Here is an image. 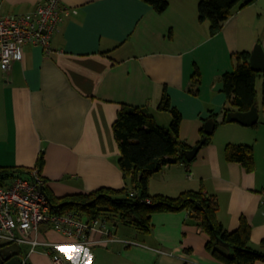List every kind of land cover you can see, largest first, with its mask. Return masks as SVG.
Here are the masks:
<instances>
[{
  "label": "crops",
  "instance_id": "0c3cea01",
  "mask_svg": "<svg viewBox=\"0 0 264 264\" xmlns=\"http://www.w3.org/2000/svg\"><path fill=\"white\" fill-rule=\"evenodd\" d=\"M42 1L0 0V15L29 13ZM58 1L77 13L52 36V53L46 56L40 47L24 45L20 60L8 71L0 69V168L32 169L42 152L40 175L55 198L121 189L124 181L111 130L117 112L122 105L137 107L168 128L170 115L158 110L165 90L170 105L181 115L179 136L186 145L198 144L211 114L218 124L190 164L167 165L152 176L148 193L174 198L202 190L215 202L216 218L224 229L237 230L244 218L250 226L249 247L264 254L260 248L264 240L261 82L259 92L256 86L258 121L250 127L221 122L227 99L223 87H217L221 75L234 69L239 53L250 57L258 46L264 52V0L234 8L214 36L209 34L208 21H198L199 0H167L162 13L141 0ZM194 67L201 75L197 95L189 93ZM227 144L253 147L251 172L224 161ZM150 223L148 234L121 225L119 235L118 226H113L114 241L75 246L81 251L71 253L73 259L68 260L71 264H89V258L91 264H222L206 251L208 237L189 211L153 214ZM38 233L40 241L69 242L47 225L40 226ZM221 250L232 253L224 246ZM21 256L20 249L19 261ZM26 257L30 264H52L41 248Z\"/></svg>",
  "mask_w": 264,
  "mask_h": 264
},
{
  "label": "trees",
  "instance_id": "16d2710c",
  "mask_svg": "<svg viewBox=\"0 0 264 264\" xmlns=\"http://www.w3.org/2000/svg\"><path fill=\"white\" fill-rule=\"evenodd\" d=\"M157 13L167 8V0H141ZM254 2L243 4L241 0H199L197 6L198 21L209 22V34L216 35L234 8H243ZM192 88L189 93L197 95L201 75L197 67L192 74ZM261 78V104L264 106V72L251 70L249 54L239 53L236 65L230 72L221 75L222 91L226 96V104L222 108V123L230 111L247 112L256 105V80ZM158 110L170 115L168 128L159 126L154 117L137 107L122 105L111 126L112 135L118 148L117 166L122 173L124 187L121 189L101 188L88 194H77L55 198L44 186L52 210L60 213H71L87 219L102 218L113 226L124 225L148 234L151 232V216L157 213H176L189 211L197 226L204 232L208 240L205 249L222 264H254L264 261V254L249 247L250 226L244 218L237 230L229 232L216 218L215 202L209 200L202 192L186 191L177 197L150 195L148 183L152 176L158 174L167 165L177 163L190 164L184 152L191 147L182 142L179 136L182 121L179 112L170 105L168 96L163 90ZM209 119L217 121L214 115ZM253 126H256L253 125ZM205 135L203 128L200 136L207 144L213 134ZM202 145V146H203ZM225 162L239 163L246 172L254 169V151L250 145L227 144L223 149ZM44 165L43 153L40 152L32 169L20 167L0 168V181L17 177L37 169L41 173ZM45 182V181H44ZM150 200V203H147ZM229 248L232 253L225 254L221 247ZM4 245L0 244V248ZM264 250V240L260 243ZM19 264H22L19 262ZM24 264H27L25 262Z\"/></svg>",
  "mask_w": 264,
  "mask_h": 264
},
{
  "label": "built area",
  "instance_id": "2783aa9c",
  "mask_svg": "<svg viewBox=\"0 0 264 264\" xmlns=\"http://www.w3.org/2000/svg\"><path fill=\"white\" fill-rule=\"evenodd\" d=\"M76 13L75 9L64 7L58 0H44L29 13L0 15V69L8 71L14 62L20 60L24 45L40 47L49 56L52 36L67 17ZM44 186V179L37 169L0 181L1 245H28L27 256L38 248H46L43 252L50 257L52 264H71L61 254L62 246L90 247L115 240L111 230L113 225L105 219H87L52 210ZM42 225L62 233L69 242L40 241L38 232ZM95 235L99 238L95 239ZM26 259L19 262L24 264Z\"/></svg>",
  "mask_w": 264,
  "mask_h": 264
},
{
  "label": "water",
  "instance_id": "95a60500",
  "mask_svg": "<svg viewBox=\"0 0 264 264\" xmlns=\"http://www.w3.org/2000/svg\"><path fill=\"white\" fill-rule=\"evenodd\" d=\"M243 4H247L251 0H241ZM249 64L251 70L257 73L264 72V52L260 46L256 47L249 57ZM218 89L223 87L222 83L217 84ZM258 121V112L256 105H253L249 111H230L225 115V122L238 123L245 127L253 126ZM215 122L209 120L204 123L203 132L205 135H209L214 130ZM205 142V138H202L198 144L184 152L187 161H191L196 156V153ZM46 196V195H45ZM49 201L48 197L46 196ZM20 249L18 245L12 244L0 248V264H19Z\"/></svg>",
  "mask_w": 264,
  "mask_h": 264
},
{
  "label": "rangeland",
  "instance_id": "374dc122",
  "mask_svg": "<svg viewBox=\"0 0 264 264\" xmlns=\"http://www.w3.org/2000/svg\"><path fill=\"white\" fill-rule=\"evenodd\" d=\"M260 82H261V78H258L257 79V81H256V86L258 87V92H259V88H260ZM260 101V103H261V94L259 93L258 94V102ZM262 105V104H261ZM258 123H261V120H260V122H258ZM123 228V227H122ZM130 230H133L132 228H129ZM118 231H119V235H120V232L122 231L121 230V224L120 225H118ZM28 245H21V246H19L20 247V249H21V254H22V259H24L23 257H26V255H27V249H28V247H27ZM43 249H46V248H43ZM26 262H27V264H30V260H26Z\"/></svg>",
  "mask_w": 264,
  "mask_h": 264
},
{
  "label": "snow or ice",
  "instance_id": "6c2138e0",
  "mask_svg": "<svg viewBox=\"0 0 264 264\" xmlns=\"http://www.w3.org/2000/svg\"><path fill=\"white\" fill-rule=\"evenodd\" d=\"M60 251L66 255L67 259L72 260L73 256L71 255V253H79L81 250L76 248L75 246L67 245V246H62L60 248ZM89 264H91L90 258H89Z\"/></svg>",
  "mask_w": 264,
  "mask_h": 264
}]
</instances>
